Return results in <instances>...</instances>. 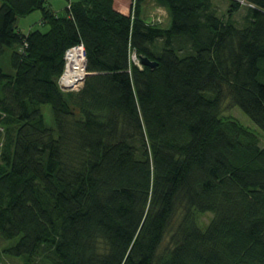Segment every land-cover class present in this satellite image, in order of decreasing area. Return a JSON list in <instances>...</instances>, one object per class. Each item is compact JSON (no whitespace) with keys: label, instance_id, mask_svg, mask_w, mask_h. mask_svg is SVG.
<instances>
[{"label":"trees","instance_id":"16d2710c","mask_svg":"<svg viewBox=\"0 0 264 264\" xmlns=\"http://www.w3.org/2000/svg\"><path fill=\"white\" fill-rule=\"evenodd\" d=\"M149 1L60 14L3 0L0 238L17 241L0 264H264V0H229L224 17L214 0H154L168 26L148 20ZM35 10L49 29L23 34L16 20ZM80 43L88 75L63 91ZM227 98L261 134L222 115Z\"/></svg>","mask_w":264,"mask_h":264},{"label":"rangeland","instance_id":"374dc122","mask_svg":"<svg viewBox=\"0 0 264 264\" xmlns=\"http://www.w3.org/2000/svg\"><path fill=\"white\" fill-rule=\"evenodd\" d=\"M72 0H49V5L53 10H57L60 14H65V8L69 6ZM214 4L217 7L218 14L224 17L229 8V0H214ZM3 5V0H0V7ZM146 11L148 20L160 21L164 26H168L171 23V19L168 16V12L158 6L154 0H150L146 4ZM247 14V8L243 7L235 15V21L238 26L242 27L245 24V16ZM158 19V20H157ZM16 25L23 34L29 33L31 30L39 29L43 32L48 31V25L43 23V14L41 10H35L28 15L19 16L16 20ZM11 49H7L4 56L0 57V67L7 73L12 72V67L10 64V54ZM134 60V55H133ZM264 82V77L261 78ZM42 111L45 116V121L47 126L55 128V122L52 112V107L49 104L42 106ZM222 115L227 117H233L238 119L242 124L252 129L257 134H261L260 129L257 125L237 106L234 105L230 98H227L222 106ZM213 217V213H205L198 215V223L201 229H206L209 222ZM170 235L165 239L164 245H168ZM17 240L5 241L0 238V251L8 244H15ZM26 262L25 257L11 258L3 257L1 264H24Z\"/></svg>","mask_w":264,"mask_h":264},{"label":"built area","instance_id":"2783aa9c","mask_svg":"<svg viewBox=\"0 0 264 264\" xmlns=\"http://www.w3.org/2000/svg\"><path fill=\"white\" fill-rule=\"evenodd\" d=\"M158 20V19H157ZM64 71L59 77L58 83L63 91H78L82 88L85 78L88 75L86 69V51L82 43L70 47L65 52ZM134 60L138 63L136 56ZM4 115H0V131H4L2 120Z\"/></svg>","mask_w":264,"mask_h":264},{"label":"water","instance_id":"95a60500","mask_svg":"<svg viewBox=\"0 0 264 264\" xmlns=\"http://www.w3.org/2000/svg\"><path fill=\"white\" fill-rule=\"evenodd\" d=\"M142 62H143L144 65H148V66H151V67H154L156 65V62H151L146 57L142 58Z\"/></svg>","mask_w":264,"mask_h":264},{"label":"crops","instance_id":"0c3cea01","mask_svg":"<svg viewBox=\"0 0 264 264\" xmlns=\"http://www.w3.org/2000/svg\"><path fill=\"white\" fill-rule=\"evenodd\" d=\"M55 11H57V10H55Z\"/></svg>","mask_w":264,"mask_h":264}]
</instances>
